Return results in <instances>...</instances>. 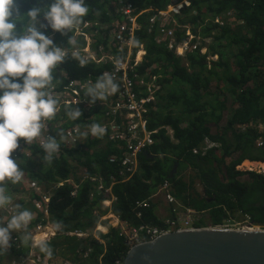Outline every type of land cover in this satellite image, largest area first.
<instances>
[{
	"label": "trees",
	"instance_id": "16d2710c",
	"mask_svg": "<svg viewBox=\"0 0 264 264\" xmlns=\"http://www.w3.org/2000/svg\"><path fill=\"white\" fill-rule=\"evenodd\" d=\"M119 1L86 0L90 10L81 26L90 23L84 31L94 39L91 47L96 53L101 47L124 59L127 48L118 50L119 45L110 43L115 22L122 21ZM122 1L131 2L137 12L143 11L133 31L129 57L134 59L144 50L132 76L157 87L155 100L147 105L145 114L148 128L156 131L153 144L138 155L137 169L130 174L121 163L123 143L91 132L93 126L106 120L105 103L118 98L119 88L94 104L87 97L86 103H58L54 119L42 130L44 140L49 134L60 133V149L53 159H45L40 137L30 145L21 138L20 148L13 153L23 176L17 184L5 182L7 191L14 206L30 210L33 219L26 230L14 232L17 240L12 235L10 247L0 253V264L21 263L32 250L40 264L123 263L130 243L117 227L108 225L106 233L98 231L101 240L91 234L83 238L70 234L77 228L92 231L106 211L102 200L111 196L112 214L129 226H163L165 219L191 211L190 227L223 225L241 215L264 227V173L241 166L244 161L264 162V151L255 145L264 135V0H189L174 17L191 27L207 52L196 50L183 57L157 44L154 29L148 31L149 17L172 0ZM50 2L18 0V6L21 13H27ZM176 34L177 41L184 38L180 28ZM47 35L66 53L50 85L59 93L68 91L65 87L70 81L93 83L112 67L107 58L100 62L87 58L88 63L80 65L78 57H84L81 50L87 43L82 36L75 37L77 43L71 45L67 36L51 29ZM75 107L82 112L78 120L66 114L68 108ZM73 128L79 133L77 143L70 144L64 137ZM206 140L216 146L203 151ZM31 181L49 197L47 215L34 206L41 197L30 189ZM165 181L176 204L165 206L161 196L154 198ZM14 191L24 198L16 200L11 194ZM143 201L149 205H137ZM158 203L164 205L166 216L158 214ZM4 218L0 213V222ZM38 223L56 228L55 236L43 242L50 254L33 245L32 230Z\"/></svg>",
	"mask_w": 264,
	"mask_h": 264
},
{
	"label": "clouds",
	"instance_id": "9594fccd",
	"mask_svg": "<svg viewBox=\"0 0 264 264\" xmlns=\"http://www.w3.org/2000/svg\"><path fill=\"white\" fill-rule=\"evenodd\" d=\"M89 10L86 0H51L21 13L18 0H0V208L12 203L5 182L17 184L23 176L18 159L13 158L21 138L25 145L32 144L57 112L59 102L50 85L66 53L47 31L67 36V43L76 45L74 33ZM78 59L81 66L88 63L87 58ZM118 88L114 74L104 72L85 89V97L94 104L115 94ZM66 114L72 120L82 116L79 107L68 108ZM93 131L102 129L97 125ZM59 135L49 134L41 145L49 162L60 149ZM14 207L15 213L0 222V253L10 247L13 233L26 230L33 219L30 210L21 209L19 204ZM40 248L48 252L45 244Z\"/></svg>",
	"mask_w": 264,
	"mask_h": 264
},
{
	"label": "built area",
	"instance_id": "2783aa9c",
	"mask_svg": "<svg viewBox=\"0 0 264 264\" xmlns=\"http://www.w3.org/2000/svg\"><path fill=\"white\" fill-rule=\"evenodd\" d=\"M184 5H189V0H172L171 3L167 4L163 9H157L156 12L151 15L148 19V31L155 30L154 40L157 44H163L168 49L172 50L177 56H185L188 52L199 50L201 53H206V46H201L200 37L193 33L191 27L188 24H180L174 17L175 14L180 12V9ZM119 11L122 16V21L115 22V29L111 33L110 43L112 45H119L118 50L126 49L127 56L124 59L118 58L111 51L104 52L102 48H99V52L96 53L91 48L90 43H86L85 47L82 48L83 56L91 58L96 62H100L107 58L111 61L112 67L104 72H110L114 74V79L119 83V96L113 103L107 102L106 105V120L102 121L98 126L102 131L91 132L93 134H104L109 140L123 143L125 153L121 160L122 166L125 172L133 173L136 171L138 166V155L142 153L147 147L153 144V134L155 130L148 128V121L145 117L147 113V105L155 100V91L157 87L152 83H145L143 80L136 81L132 74L135 71V66L142 60L137 52L136 57L131 59V44L133 31L138 27V16L141 12H137L135 7L129 1H119ZM195 13V12H193ZM215 22H219L217 19ZM90 23L86 22L83 26L74 33L75 37L82 36L85 39L91 36L84 31ZM181 29L184 33L183 39L177 41L176 31ZM207 42V39H204ZM144 52V50H141ZM145 53V52H144ZM143 53V55H144ZM211 58H215L212 56ZM91 80L84 82L70 81L65 87L68 91L59 93L55 87H50L53 96L59 100V104H77L86 103V97L82 92L91 84ZM144 85V88L140 86ZM111 96V95H109ZM264 129V126L261 127ZM79 131L76 128L70 129L65 133V141L70 144L77 143V134ZM44 142V137H40L39 143ZM257 148L264 151V135L258 137L255 140ZM216 146L214 143L206 140L202 150ZM196 152V150H194ZM114 159H110L113 161ZM245 163H249L248 165ZM249 170H257L258 172L264 173V162L261 161H244L241 165ZM95 178H92L94 180ZM61 184V183H60ZM30 189L35 191L41 197L40 200L34 203L37 210L47 215L46 204L49 197L46 193H43L40 185L36 181L29 183ZM162 196L163 200L168 204H176L175 198L169 193V183L163 182L157 192ZM14 201L9 204L6 208H0V213L5 214L4 221L10 218L15 213ZM138 206L147 207L149 204L146 201L137 202ZM118 219V218H117ZM193 219L191 211H187L185 214L177 213L175 217L165 219L163 226H149V225H138L129 226L127 224L120 223L119 219L115 227L118 228L119 234L124 235L128 238L130 246L139 243L144 240L154 239L162 233H166L171 230L178 228L190 227V223ZM3 221V222H4ZM47 224V223H45ZM45 224L38 223L32 230L33 236L44 230ZM225 228H247V229H260L263 226L257 225L249 220L247 216L241 215L238 219H230L223 225H218ZM55 228V227H54ZM56 232V228H55ZM96 232V231H95ZM70 234L75 235L79 238L86 237L88 233L81 229H74ZM93 236L99 239V235L96 233ZM13 240H17V236L13 233ZM34 243V240H33ZM87 250L84 255H87ZM31 254V253H30ZM36 260L40 261L39 256L36 254ZM117 264H122L120 261H116Z\"/></svg>",
	"mask_w": 264,
	"mask_h": 264
},
{
	"label": "water",
	"instance_id": "95a60500",
	"mask_svg": "<svg viewBox=\"0 0 264 264\" xmlns=\"http://www.w3.org/2000/svg\"><path fill=\"white\" fill-rule=\"evenodd\" d=\"M122 264H264V228H178L130 246Z\"/></svg>",
	"mask_w": 264,
	"mask_h": 264
},
{
	"label": "crops",
	"instance_id": "0c3cea01",
	"mask_svg": "<svg viewBox=\"0 0 264 264\" xmlns=\"http://www.w3.org/2000/svg\"><path fill=\"white\" fill-rule=\"evenodd\" d=\"M86 41L89 42V37H87ZM143 53L144 52L142 51V57H143ZM107 191H109V189H107ZM109 193H110V191H109ZM159 196H161V195L155 194L154 198L158 199ZM20 198H22V197H20ZM113 200H114L113 196H111L109 199L102 200L101 204L106 209V211H105V213H103L99 216L97 225L95 226V228L92 231H85L86 233H88L87 236H89V234H91V235H93L94 233L96 234V233H98V231H100L102 233H106V231L108 229V225L116 226L118 219L114 214H112L111 209H110ZM164 205L166 206V205H168V203L165 202ZM164 205L158 203L157 212L161 216L167 215V211L164 208ZM55 234H56V232H55L54 226L50 223H47V224H45V228L43 231L38 232L33 236V240H34L33 245L37 246L43 242L49 241L52 237L55 236ZM30 253L31 254H29V256H27L21 263H18V264H37L38 262H40V261L36 260V252L35 251L32 250ZM13 264H17V263H13Z\"/></svg>",
	"mask_w": 264,
	"mask_h": 264
},
{
	"label": "rangeland",
	"instance_id": "374dc122",
	"mask_svg": "<svg viewBox=\"0 0 264 264\" xmlns=\"http://www.w3.org/2000/svg\"><path fill=\"white\" fill-rule=\"evenodd\" d=\"M88 43H90V45H92V44H94V39L91 37V38H89V42ZM91 48H93V47H91ZM138 55L141 57L142 56V51L140 50V52L138 53ZM169 131V134H171V130H168ZM247 164V163H246ZM11 194L13 195V197L17 200V199H19L20 197H23L24 198V195L21 193V192H17V191H14V192H11ZM107 231H108V229H107ZM106 231V232H107ZM99 239H101V238H99ZM4 264H9V262H5ZM12 264V263H11ZM18 264V263H17ZM37 264H40L39 262L37 263ZM67 264H77V263H70V262H68Z\"/></svg>",
	"mask_w": 264,
	"mask_h": 264
},
{
	"label": "bare ground",
	"instance_id": "6f19581e",
	"mask_svg": "<svg viewBox=\"0 0 264 264\" xmlns=\"http://www.w3.org/2000/svg\"><path fill=\"white\" fill-rule=\"evenodd\" d=\"M249 163H247V165H248Z\"/></svg>",
	"mask_w": 264,
	"mask_h": 264
}]
</instances>
